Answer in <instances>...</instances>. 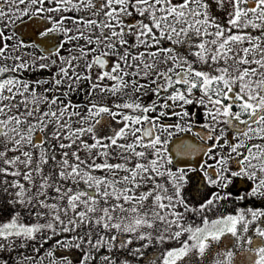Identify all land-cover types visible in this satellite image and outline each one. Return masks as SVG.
<instances>
[{"label": "snow or ice", "instance_id": "6c2138e0", "mask_svg": "<svg viewBox=\"0 0 264 264\" xmlns=\"http://www.w3.org/2000/svg\"><path fill=\"white\" fill-rule=\"evenodd\" d=\"M0 264H264V0H3Z\"/></svg>", "mask_w": 264, "mask_h": 264}, {"label": "flooded vegetation", "instance_id": "af4514ba", "mask_svg": "<svg viewBox=\"0 0 264 264\" xmlns=\"http://www.w3.org/2000/svg\"><path fill=\"white\" fill-rule=\"evenodd\" d=\"M3 0H0V3H2ZM69 14H72L71 13V10L69 12ZM36 51V54L38 55L39 54V50H35ZM52 71H55V69L53 68ZM23 75L25 77H35V78H39L41 76H47L49 75L48 71L47 70H44V71H40V72H34V73H29V72H24ZM74 100L77 99L76 96H73L72 97ZM151 98V94H149L148 97H144L143 99L147 100V99H150ZM178 137H180L181 139H188V140H191L193 143H196L198 142V138L194 137L192 133H187V134H184V135H181V134H177ZM174 143V144H173ZM175 141H172L170 142V147H173L175 145ZM174 154V153H173ZM243 206H247V204H244ZM255 206H262L259 202H256V205ZM48 243L45 242L43 247H48ZM43 247L41 248V251H43ZM21 251H25V250H21ZM106 251V250H104ZM25 254H28L26 251H25Z\"/></svg>", "mask_w": 264, "mask_h": 264}, {"label": "water", "instance_id": "95a60500", "mask_svg": "<svg viewBox=\"0 0 264 264\" xmlns=\"http://www.w3.org/2000/svg\"><path fill=\"white\" fill-rule=\"evenodd\" d=\"M175 142H177V141H175ZM174 144V143H173Z\"/></svg>", "mask_w": 264, "mask_h": 264}, {"label": "rangeland", "instance_id": "374dc122", "mask_svg": "<svg viewBox=\"0 0 264 264\" xmlns=\"http://www.w3.org/2000/svg\"><path fill=\"white\" fill-rule=\"evenodd\" d=\"M45 86H47V85H45Z\"/></svg>", "mask_w": 264, "mask_h": 264}]
</instances>
